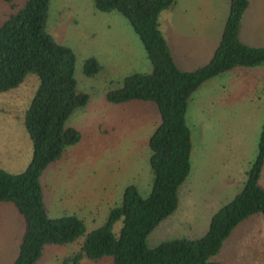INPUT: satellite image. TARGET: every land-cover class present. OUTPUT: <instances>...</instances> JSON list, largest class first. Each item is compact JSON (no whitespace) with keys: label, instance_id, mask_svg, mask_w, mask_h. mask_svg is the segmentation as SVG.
<instances>
[{"label":"rangeland","instance_id":"obj_1","mask_svg":"<svg viewBox=\"0 0 264 264\" xmlns=\"http://www.w3.org/2000/svg\"><path fill=\"white\" fill-rule=\"evenodd\" d=\"M248 1L239 36L245 44L264 46V0ZM228 10V0H177L160 12L162 29L166 23L173 26L172 33H165L179 68L194 69L208 60ZM5 11L0 0V23ZM46 30L73 51L77 89L88 93L89 100L66 121L80 132V140L66 146L41 174L43 202L48 215L74 214L90 231L119 204L126 185L134 184L142 196L150 191L148 138L159 122L157 106L144 100L110 103L104 94L124 76L150 72L152 66L129 21L116 10L95 9L92 0H50ZM88 57L101 67L93 76L83 72ZM255 72L264 74V62L220 73L191 94L186 112L192 138L190 171L178 188L176 209L148 234L150 246L204 234L212 215L242 187L264 121V97L258 94L263 84L246 90L241 82L244 73ZM38 82V76L29 73L16 88L0 92V167L8 172L23 171L31 159L32 143L21 116ZM258 181L264 189V170ZM23 225L14 205L0 202V264H11L17 256ZM120 226L117 221L114 232ZM80 240L44 245L36 264H73L66 260ZM210 260L264 264V215L242 220ZM78 264L112 262L110 257H84Z\"/></svg>","mask_w":264,"mask_h":264},{"label":"trees","instance_id":"obj_2","mask_svg":"<svg viewBox=\"0 0 264 264\" xmlns=\"http://www.w3.org/2000/svg\"><path fill=\"white\" fill-rule=\"evenodd\" d=\"M49 1L3 0L0 92L16 88L29 73L39 78L21 116L32 143L31 159L21 172L0 167V202L12 203L24 219L18 253L11 264H36L44 245L66 244L79 237L78 250L66 260L73 264L84 257L93 261L110 257L112 264H226L210 257L242 220L256 213L264 215V189L258 184L264 164V121L242 187L212 215L204 234L173 237L151 246L147 236L176 209L178 188L190 171L192 138L186 112L191 94L220 73L264 62V46L247 45L239 38L248 0H228L229 11L217 46L206 63L192 70L178 68L159 28L160 12L176 0H92L95 9L116 10L129 21L152 66L150 72L124 76L119 86L105 92L106 101H152L159 122L148 138L149 193L142 196L134 184L126 185L119 204L90 231L74 214L48 215L43 202L41 174L61 157L66 146L80 140V132L66 121L89 100L88 93L77 89L73 51L46 30ZM100 68L94 57L83 63L87 76L97 74ZM117 221L121 226L116 233L113 227Z\"/></svg>","mask_w":264,"mask_h":264},{"label":"crops","instance_id":"obj_3","mask_svg":"<svg viewBox=\"0 0 264 264\" xmlns=\"http://www.w3.org/2000/svg\"><path fill=\"white\" fill-rule=\"evenodd\" d=\"M177 4V0H176V2L172 5V6H175ZM248 5H249V1H248ZM172 6H170V7H172ZM169 7V8H170ZM248 7V6H247ZM228 8H229V5H228ZM246 10V9H245ZM229 11V10H228ZM245 12V11H244ZM228 14V13H227ZM243 15H244V13H243ZM227 17V16H226ZM174 19H176V18H174ZM242 19H243V16H242ZM242 19H241V21H242ZM225 20H226V18H225ZM225 20H224V23H222V25H221V28L219 29V31H218V33L216 34L217 35V37H216V40H217V42H216V44L213 46V49H212V53H213V51H214V49H215V47L217 46V44H218V42H219V39H220V36H221V34H222V31H223V28H224V24H225ZM241 24V23H240ZM167 26V27H166ZM166 26H165V31L162 29V27H161V22H160V20H159V28H160V30H161V32H162V34H163V36H164V38L166 39V41H167V37H166V30H167V32H168V34H170V33H172L174 30H173V26H169V23H166ZM241 26V25H240ZM239 34H240V29H239ZM239 38H240V36H239ZM240 40H241V38H240ZM242 41V40H241ZM243 42V41H242ZM168 43V42H167ZM244 43V42H243ZM247 45H249V44H247ZM168 46H169V43H168ZM169 49H170V53H171V55H172V57H173V60H174V62L176 63V61H175V58H174V56H173V54H172V49H171V47L169 46ZM212 55V54H211ZM211 57V56H210ZM209 57V58H210ZM209 58H208V60H209ZM207 60V61H208ZM206 61V62H207ZM206 62H204V63H206ZM203 63V64H204ZM263 63V62H262ZM261 64V63H260ZM177 65V64H176ZM202 65V64H201ZM259 65V64H258ZM200 66V65H199ZM198 67V66H197ZM179 68V67H178ZM196 68V67H195ZM194 68V69H195ZM179 69H181V70H192V69H182L181 67L179 68ZM226 72V71H225ZM241 82H242V86H243V88H246V90H249V89H253V87H254V85L255 86H258V85H260V84H263L262 86H259V87H263V91H262V93L260 92V93H258L257 92V90H256V92L254 91V93L252 94L253 96H255V94L256 93H258L261 97H264V74L263 73H259L258 74V72H255V73H244L242 76H241ZM255 89H257V87H255ZM260 132V131H259ZM252 162V161H251ZM250 162V163H251ZM250 163H249V165H248V167L244 170V176H245V172H246V170L249 168V166H250ZM263 167H264V164H263V166H262V169H261V172H260V175L259 176H261L262 175V173H263ZM245 180V179H244ZM258 184L260 185V187H262V184L258 181ZM22 217V216H21ZM23 218V217H22ZM23 221H24V219H23ZM23 227H24V225H23ZM183 237V236H182Z\"/></svg>","mask_w":264,"mask_h":264}]
</instances>
